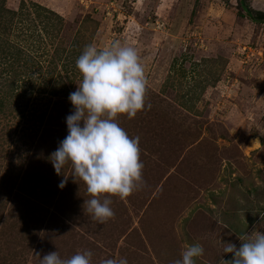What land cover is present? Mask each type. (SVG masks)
<instances>
[{
	"label": "rangeland",
	"instance_id": "374dc122",
	"mask_svg": "<svg viewBox=\"0 0 264 264\" xmlns=\"http://www.w3.org/2000/svg\"><path fill=\"white\" fill-rule=\"evenodd\" d=\"M21 1L61 21L53 18L51 40L42 35L44 68L27 76L24 96L6 101L23 120L0 117V218L11 215L0 264H40L53 251L61 259L91 252V264H175L197 243L196 264H227L221 241L239 247L264 233V24L241 19L238 0H6L5 8ZM246 3L264 13V0ZM39 24L32 13L21 26L31 35ZM115 41L136 49L147 80L144 108L116 119L139 137L144 183L123 200L102 197L115 215L100 224L83 206L91 199L84 182L70 165L58 176L48 157L68 134V97L82 79L71 52ZM30 43L21 42L26 55L43 46ZM51 58L59 63L49 75Z\"/></svg>",
	"mask_w": 264,
	"mask_h": 264
},
{
	"label": "clouds",
	"instance_id": "9594fccd",
	"mask_svg": "<svg viewBox=\"0 0 264 264\" xmlns=\"http://www.w3.org/2000/svg\"><path fill=\"white\" fill-rule=\"evenodd\" d=\"M81 82L69 94L73 106L66 117L67 136L48 157L55 173L60 176L70 165L74 181L79 178L86 185L91 199L84 201L93 220L100 224L113 218L112 201L106 195L121 200L130 196L144 183L143 163L140 160L139 137H129L116 119L126 114L132 119L145 106L147 80L136 49L119 41L98 49L87 45L76 60ZM67 178L58 185L63 189ZM225 254H232L227 264H264V233L240 243H224ZM204 248L200 244L187 245L182 259L175 264H196ZM91 252L77 253L61 259L57 251L49 252L40 264H91ZM101 264H128L126 258H107Z\"/></svg>",
	"mask_w": 264,
	"mask_h": 264
},
{
	"label": "trees",
	"instance_id": "16d2710c",
	"mask_svg": "<svg viewBox=\"0 0 264 264\" xmlns=\"http://www.w3.org/2000/svg\"><path fill=\"white\" fill-rule=\"evenodd\" d=\"M5 4L6 0H0V117L3 120L5 119L6 121H10L16 118V114H18L19 110L10 109L12 102H9L8 100L7 103L6 101L9 98H13V100H15V98H19L20 95L24 96V93L28 90L27 85L33 83L31 77L27 76H29L30 73H33L35 68H37L38 71L44 68L42 59L45 58L46 60L43 61L45 62L50 55L45 49L46 44H44L43 41L46 42V39H44L42 35L44 33V35H47L49 40H51V38H53V29L60 25V23L53 24L52 20L54 18L58 21H61V17L55 14L53 11L31 2L28 5L24 1H21L17 10L6 9ZM238 7L240 11L237 12V15L241 19H247L248 21L258 25L264 24V13L253 11L249 5H247L246 0H238ZM32 13L35 14V17L40 23L39 25L41 31H38L39 33L33 32L30 35L27 34V25L25 26V30H23L21 24ZM57 32L59 34L58 30ZM31 39H34L38 44L41 43L43 46H39L40 49H33L36 44H31ZM22 41H26V43L28 42L31 45H34L27 48L30 54H25L26 49L21 46ZM33 53H35L38 58H35ZM71 53L72 57H74L73 61L77 60V58L81 55L78 50H73ZM55 57V60L60 61L61 56L56 55ZM57 63L59 62H54L53 58H51L49 61L50 70L48 72L47 68V74L50 75V72L54 71L56 66L58 67ZM66 63L67 62H62V64H60L62 67L61 70L63 69L65 72H68L69 70L67 69ZM69 63L73 65L72 61ZM15 64H17L19 68L23 70L21 72H17L16 70L14 71L13 66H15ZM72 71H74V75H81L76 68V64L72 66L71 72ZM57 83L59 87L62 88L63 82L60 81ZM46 85L47 84H44L43 86ZM16 89H20L19 95L17 93L14 94ZM45 89L46 88H44L43 91ZM49 93L52 97L57 95L54 90ZM59 94L62 95L63 91L61 90ZM64 95V97H67V93ZM18 115L19 120H23V113ZM10 218V214L0 218V236L3 234L5 235V230H7L5 225ZM4 260L6 259H3V261Z\"/></svg>",
	"mask_w": 264,
	"mask_h": 264
}]
</instances>
